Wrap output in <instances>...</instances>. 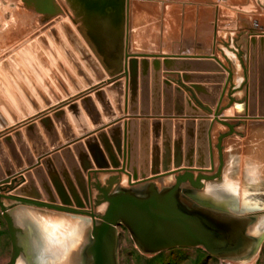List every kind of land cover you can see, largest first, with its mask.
I'll return each instance as SVG.
<instances>
[{"label":"water","instance_id":"1","mask_svg":"<svg viewBox=\"0 0 264 264\" xmlns=\"http://www.w3.org/2000/svg\"><path fill=\"white\" fill-rule=\"evenodd\" d=\"M33 1L38 12L48 15L46 22L0 55V67L9 79L0 72V135L8 125L6 118L11 122L17 120L8 99L24 116L28 111L18 93L34 111L40 109L27 86L45 107L51 104L46 93L59 102L61 95L68 97L84 86L88 88L85 92L97 89L92 95L80 97L78 102L67 103V100L48 107L47 110H53L51 116L45 115L37 123L30 122L22 130H14L0 139V210L11 245L10 258L5 264H16L22 253L18 234L23 230L15 225L2 198L88 217L90 225L80 245L84 264H118L117 227L120 223L137 249L146 254L200 246L209 255L221 259L254 255L263 238L256 241L248 228L253 225L255 216L264 212L232 213L225 208L233 209L231 202L199 201L198 204L184 198L181 192V186L201 189L204 182L219 179L222 174V140L234 132V124L219 115L234 102L230 92L227 94L229 102L221 106L231 85L232 70L198 43L196 55L132 53L126 48L124 72L118 76L117 70L104 69L72 23L61 19L52 0ZM57 21L59 30L47 31L52 41L40 35L38 42H30ZM249 42L253 43L249 47H254V37L251 36ZM263 42V37H259V51L263 50ZM25 43L28 48L22 47ZM17 49L18 53H13ZM7 55L9 60H3ZM148 56H152L151 60ZM162 70H182L183 81L189 82L193 91L187 88L189 93L184 94L177 82L173 85L171 79L161 77ZM220 70L227 71L226 78ZM107 75L110 78L105 81ZM103 85L105 87L101 88ZM124 103L128 114L138 111L149 114L151 110L153 115L151 119L147 115L139 119L125 115L126 121L120 117L112 122L117 113L122 114ZM161 112L163 116H158ZM101 116L108 122L105 130ZM85 117L96 131L95 135L88 133ZM215 122L226 125L228 131L219 134L213 144L211 133ZM37 125L52 148L61 144L57 131L65 142L75 137L72 125L80 135H86L83 140L71 143V147L63 146L60 152L54 151L51 157H39L32 171L15 177V170L21 172L24 162L34 164L33 153L39 156L47 150ZM122 173L126 175L127 187L114 190ZM98 174H105L103 181ZM167 175L173 177L172 183L158 190L153 180ZM138 179L140 181H135ZM143 182L147 183L143 195L131 190L130 186ZM103 203L101 213L92 210V206ZM85 206L89 209H84Z\"/></svg>","mask_w":264,"mask_h":264},{"label":"rangeland","instance_id":"2","mask_svg":"<svg viewBox=\"0 0 264 264\" xmlns=\"http://www.w3.org/2000/svg\"><path fill=\"white\" fill-rule=\"evenodd\" d=\"M58 1L70 7V9H60V13L84 17V21L86 19V29L94 37L93 43L101 57L102 66L109 71L117 70L116 75L118 76L124 72V51L126 48L132 53V49L136 51H169L161 45L164 27L174 37H179V39L180 36L185 37V25L182 24L181 26V22H179L182 8H189L190 3L198 4V17L195 25L196 39L202 42L204 51L207 50L216 55L233 73L231 85L227 87L221 106L227 105L229 102L228 93L232 92L234 98L232 105L224 108L219 115L220 118L234 124V132L223 138L224 164L222 174L219 179L204 182L201 189L207 194L221 192L226 202H232L234 213L264 212V200L262 199L264 196H257L253 193H258L264 187V182L261 183L262 177H264V137L259 138L256 134L259 129L264 131V47L262 51H259V37L264 39V0ZM12 17L14 16L12 15ZM27 17L30 18L29 15ZM46 18L48 17L42 18V23L46 22ZM148 21L153 23L154 29L152 31L150 27H146ZM133 24H138L136 29L138 32L131 31ZM52 28L59 30L58 21L33 37L30 42H38L37 37L40 35L48 36L47 31ZM181 29L182 35L180 34ZM130 33H132L135 41L132 44ZM138 36L142 38L144 44L137 40ZM251 36L255 39L254 47H249L253 45L249 42ZM49 39L51 40L50 37ZM22 47L28 48V43L23 44ZM13 53H18V49ZM194 55L196 54L194 53ZM7 57L9 60V55ZM221 72L226 78L227 71L220 70ZM109 78L107 75L104 80L107 81ZM121 78L124 80L125 76L123 75ZM224 81L220 82L219 95L224 86ZM63 97L65 96L61 95V98ZM53 102L55 100L51 97L50 103ZM215 107L216 105L212 107V111ZM125 115L134 114H127L123 104L122 114L117 113L114 120H118L120 117L128 119V117H124ZM209 116L214 117L213 114H209ZM38 119L36 122H30L37 123ZM8 121L9 124L11 120L8 118ZM23 126L18 130H22ZM4 130L6 131V129ZM13 131L0 135V139L5 135H11ZM225 131H228L226 125L215 122L211 133L213 144H215L217 136ZM33 156L36 155L33 153ZM34 161L32 165L24 162V168L21 172L15 170L14 174L19 176L24 175L25 171H31L26 168H33L37 164V159ZM214 162L217 166L218 155L215 146ZM105 177V174H98V178L102 181ZM120 177L121 180L115 185V189L127 187L126 175L122 173ZM172 181L173 177L170 175L162 176V178L155 180V183L159 186H168ZM251 182L255 184H251ZM144 183L146 182L138 184ZM132 186H136V184ZM132 186L130 187L132 188ZM188 187L193 190V187ZM94 191L97 192L95 189ZM192 200L198 204H200L199 201H205L198 198ZM2 202L10 209L17 226L23 230L20 235L25 242V251L17 264H73L82 259L80 245L83 236L85 237V229L90 225V220L87 221V219L71 212L30 203L4 198H2ZM84 209H89V207L85 206ZM30 222L31 224H29ZM251 226L253 232L263 234L264 215L256 216V220ZM35 247L37 251L34 249ZM10 253L9 234L0 210V264H5L9 260ZM118 264H264V242H262L257 256L252 261L243 262L209 255L200 246L146 254L137 249L122 224L118 229Z\"/></svg>","mask_w":264,"mask_h":264},{"label":"crops","instance_id":"3","mask_svg":"<svg viewBox=\"0 0 264 264\" xmlns=\"http://www.w3.org/2000/svg\"><path fill=\"white\" fill-rule=\"evenodd\" d=\"M52 1H53L55 8H57L59 10L60 9L61 10L62 9H70L69 6H67L66 4H63L62 2H60L58 0H52ZM83 4L85 5V3H83ZM189 6H190L189 8H187V7L182 8V14H181L180 21H179V22H181V26H182V24L185 25V34H186V35H184L185 37L180 36V39H179V37L178 38L174 37L168 32L167 29H165V27L162 30L163 42L161 45L165 50L169 49V51H161V50L159 52L150 51V50H146V51L138 50V51H136L134 49H132V51L133 52H144L147 54H173V53H175V54H182L183 53L184 54V53H190L191 55H194V53H197V44L198 43L202 44V42L197 40L196 36H195V34H196V26L195 25H196L197 17H198V12H197L198 4L197 3H192V4L190 3ZM72 8H74V7H72ZM12 15L14 17H12ZM27 15H29V17H30L29 19H28ZM59 15H61L63 18L68 19L72 23L74 28H76V30L79 32V35L81 36L82 40L94 52V54L96 55L99 62L102 63L101 57L98 53V50L96 49L95 44L93 43L94 37L86 29V26H87V22H85L86 19L84 21V17L82 18V17H78V16L75 17V16L64 15V14H62V12L61 13L59 12ZM44 16H48V15L43 14L41 12H38L36 5H35V2L33 0H0V55L4 51H6L7 49H10L14 45H16L18 42L22 41L25 37L30 35L33 31H35L36 29L41 27V25H43V23H42L43 19L42 18ZM146 25H147L146 27H150L151 31L154 29L152 22L148 21V23H146ZM137 28H138V24H133L131 31H136ZM136 32H138V31H136ZM182 32L183 31L181 29V31H180L181 35H182ZM193 34H194V36H193ZM137 40L139 42H141L142 44H144L142 38H140L139 36L137 37ZM130 42H131V44H132V42H135L132 33H130ZM147 42H148V44H150L149 41H147ZM146 46H149V45H146ZM202 46H204V45L202 44ZM143 49H146V48H143ZM30 54L35 59V61L38 62L37 58L31 52H30ZM7 58L8 57L6 56L4 58V60H7ZM139 58H140V56H138V59ZM147 58L149 60H151L152 56H148ZM159 58L162 60L164 57L161 56ZM10 65L15 69L14 65L11 62H10ZM104 69L107 71V69L105 67H104ZM28 70H30V69L28 68ZM0 72L5 76V78L8 79L6 73L1 69V67H0ZM161 72H162L161 77L171 79L173 81L172 82L173 85H175L176 84L175 82H177L184 89V94L189 93V91L186 90L187 88L190 89L191 91H193L192 88L189 86L190 85L189 82L183 81L182 76H181L183 73L182 70L174 71V72L162 70ZM46 75H47L50 83L57 90L56 84L53 82V80L49 77V75L47 73H46ZM35 80L38 83V85L40 86V88L44 92H46L44 89V86L41 84V82L37 78ZM8 81H9V79H8ZM124 82H125V79H124ZM96 84H97V82L94 83V85H96ZM103 87H104V85L101 86V88H103ZM27 88L29 89L32 97L35 99V102L39 105L40 109L37 111H33V109H31V107L29 106L27 101L18 93L20 100L22 101L23 105L26 107V109L28 111L27 115L24 116V115L20 114V112L15 107V105L7 98L9 105L12 107L13 111L17 115V120L14 122H10L6 126V128H4V129H6V131H4L2 134L10 133L13 130H18L24 124H26L30 121L36 122V120L38 118H40L41 116H44L45 114L51 115L52 109L47 110L48 107H54L62 101L68 100L67 103H71L72 101H78L80 97H83L85 95H89L94 90L97 89V88H95L93 90L85 92L88 88L86 86H84L79 92H73L70 96L61 98V100L59 102H53L52 104H50V106L45 107V106H43L42 101L39 100L37 98V96L35 95V93L31 90V88L29 86H27ZM81 92H83V93L80 94L79 96L75 97L76 95H78ZM46 95L48 98H51L47 93H46ZM124 105H125V107H127L125 103H124ZM61 108H64V105H62ZM134 115H136L135 117H137L138 119L140 117H144L146 115L149 117V119H151V117H152L151 115H153V114H151V110H150L149 114H140L138 111L137 114H134ZM158 116H163L162 112H161V114H158ZM183 116H185V115H183ZM101 117H102V120L104 121V125H105V126H103L102 129L105 130L108 122L106 121V119L103 116H101ZM6 119H8V118H6ZM126 119L127 118H122L123 121H126ZM159 119H163V117H160ZM171 119H173V118H171ZM182 119L184 120L185 117ZM114 121H116V120H113L112 122H114ZM85 122H86V125L88 126V129H89L88 133L91 132L92 134L95 135L96 131L94 130V128H92V125H90V122L88 121V119L86 117H85ZM38 129L40 130V132L42 134L44 144L47 146L48 151H45L44 153H42L41 156H34V159H37V160L39 157H41V158L51 157V155L54 151L60 152V149L63 146L71 147V143H73L76 140H83V137H84L83 135H86V134L80 135V133L76 130L74 125H72L71 129L74 132L75 137L72 140H70L69 142H65V139L62 137L60 132L57 131V135L61 141V144L58 147L52 148V147H50L49 143L47 142V140H46L45 136L43 135V132L41 131V128L39 126H38ZM257 132L258 133H256V134L259 136V138L264 137L263 129H259ZM30 152L33 153L31 148H30ZM263 156H264V154H263ZM40 165H41V163H40ZM26 169L32 171L31 167H27ZM93 169H96V168H93ZM21 175H23V174H21ZM251 176H253V175H251ZM16 177H18V176H16ZM262 178H263V181H261V183L264 182V177H262ZM252 182H251V184H255ZM260 185L261 184L259 183V186ZM263 185H264V183H263ZM253 193L257 196H264V187L261 188L258 193H256V192H253ZM262 199L264 200V198H262Z\"/></svg>","mask_w":264,"mask_h":264},{"label":"bare ground","instance_id":"4","mask_svg":"<svg viewBox=\"0 0 264 264\" xmlns=\"http://www.w3.org/2000/svg\"><path fill=\"white\" fill-rule=\"evenodd\" d=\"M128 2V1H127ZM128 39V38H127ZM133 53H135V52H133ZM128 59V58H127ZM126 108L127 107H125V112L127 113V110H126ZM128 114V113H127ZM127 116V115H126ZM222 144H223V140H222ZM222 147H223V145H222ZM223 150V149H222ZM215 163V162H214ZM223 163H224V160H223ZM111 168V167H110ZM207 168H209V167H207ZM112 169V168H111ZM149 176H151V175H149ZM167 176H170V175H167ZM160 178H162V177H159V178H156V179H154L153 180V182H154V184H155V186H156V188L158 189V190H161V189H164L165 187H167V186H159V185H157L156 183H155V180H157V179H160ZM120 180H121V177H120ZM140 181V180H139ZM120 182V181H119ZM118 182V183H119ZM159 183V182H158ZM164 183V182H163ZM146 185H147V183H144V184H136V186H132V188H131V190L134 192V193H136V194H138V195H143L144 194V191H145V187H146ZM115 187V185L113 186V189L114 190H117V189H115L114 188ZM181 192H182V194H183V197L184 198H186V199H193V198H198V199H201V200H205V201H207V202H209V203H225L226 202V200L222 197V195H221V192H218L217 194H207V193H205L202 189H191V188H189L188 187V185H185V186H181ZM231 204H232V202H231ZM104 206H105V203H103V205L101 204V206H99L97 209H95L96 210V212H98V213H101L102 211H103V209H104ZM232 207H233V204H232ZM227 210H229L230 212H232V213H234V211H232V209H230V208H228V207H225ZM257 208V207H256ZM233 209H234V207H233ZM93 210V209H92ZM95 210H93L94 212H95ZM9 212H10V214L12 215V218H13V220H14V223H15V225L17 226V223H16V221H15V218H14V216H13V214L11 213V211H10V209H9ZM236 212V211H235ZM79 216H81L82 218H84V219H87V221L89 220V218L88 217H86V216H82V215H79ZM25 220V219H24ZM255 220H256V216H255ZM29 224H31V222L29 223ZM122 225V224H121ZM19 227V226H18ZM118 229V228H117ZM31 231V230H30ZM263 231V230H262ZM32 232V231H31ZM261 232V231H260ZM40 233V232H39ZM248 233L250 234V235H252L253 237H255V239H256V241H258V240H260V239H262L263 238V240H262V242H264V233L263 234H261V233H257V232H253V230H252V226H250L249 228H248ZM33 234H34V232H33ZM26 236V235H25ZM29 236H30V233H29ZM41 237V236H40ZM18 240H19V243H20V246H21V248H22V253L20 254V256L18 257V259H17V261H16V264L18 263V261H19V259H20V257L23 255V253H24V251H25V242H23V240H22V238H21V235L20 234H18ZM27 241H28V238H27ZM27 241H26V243H27ZM38 241V240H37ZM262 242L260 243V245H259V247H258V249L256 250V252H255V254L254 255H242V256H238V257H232V258H226V259H229V260H233V261H252L256 256H257V253H258V251H259V249H260V246H261V244H262ZM38 244H39V242H38ZM38 246V245H37ZM45 246V245H44ZM29 249V248H28ZM33 249V248H32ZM35 250H36V247L34 248ZM34 249H33V251H34ZM32 251V252H33ZM37 251V250H36ZM56 256V255H55ZM81 256H82V259H80V260H77V262L76 263H73V264H84L85 263V259H84V257H83V255H82V253H81ZM33 258V257H32ZM31 260V259H30ZM73 260V259H72ZM71 260V261H72ZM35 261V260H34Z\"/></svg>","mask_w":264,"mask_h":264},{"label":"flooded vegetation","instance_id":"5","mask_svg":"<svg viewBox=\"0 0 264 264\" xmlns=\"http://www.w3.org/2000/svg\"><path fill=\"white\" fill-rule=\"evenodd\" d=\"M98 207H99V206H98ZM98 207L95 208V207L93 206V210L97 209ZM95 212H96V210H95ZM121 224H122V223H120V226H121ZM117 228L119 229V227H117Z\"/></svg>","mask_w":264,"mask_h":264}]
</instances>
